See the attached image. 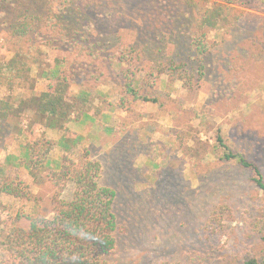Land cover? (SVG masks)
<instances>
[{"label":"trees","instance_id":"1","mask_svg":"<svg viewBox=\"0 0 264 264\" xmlns=\"http://www.w3.org/2000/svg\"><path fill=\"white\" fill-rule=\"evenodd\" d=\"M148 1L153 6L150 23L154 19L160 30L149 33L143 31V24H132L140 31L125 44L117 23L123 24L126 17V0H0V42L12 46L10 55L0 58V137L19 142L18 153L8 152L0 162V251L4 253L0 264H109L118 231L116 191L102 183L101 161L69 128L71 122H99L100 110L90 113L89 108L92 93H104L81 87L83 75L98 69L95 59L114 71L110 82L119 91L115 107L127 118L137 103L160 106L155 91L159 86L178 91L169 79L157 80L162 74L180 79L183 88H193L194 79L205 76L212 50L228 37L232 42L240 32L243 36L239 29L245 10L264 12V0H192L190 29L179 31L176 19L160 6L162 0ZM58 50L75 53L74 58L54 57L53 65L44 68L42 56ZM84 54L92 63L76 61ZM33 67L36 77L50 81L43 90L36 88ZM73 84L76 90L71 89ZM88 112L91 119L83 122ZM44 128L61 134L49 137ZM124 130L126 122L121 119L110 132ZM56 148L59 157L51 155ZM212 150L220 152L222 160L249 170L255 186L264 191V176L255 161L233 151L221 137ZM11 164L25 168L32 184L48 187V194L34 192L20 176L8 174ZM3 197L13 199L14 208ZM224 208L211 212L212 225ZM257 232L264 241V229ZM244 264H264V258Z\"/></svg>","mask_w":264,"mask_h":264},{"label":"rangeland","instance_id":"2","mask_svg":"<svg viewBox=\"0 0 264 264\" xmlns=\"http://www.w3.org/2000/svg\"><path fill=\"white\" fill-rule=\"evenodd\" d=\"M126 1V17L123 24L117 23L125 44L140 31L132 24H143V31L149 33L160 30L154 19L150 23L153 6L148 0ZM162 1L160 6L176 19L179 31H188L192 0ZM245 11L239 29L243 36L240 32L232 42L228 37L212 50L206 74L200 81L194 79L193 88H183L175 76L157 78L169 79L178 90L157 86L160 106L137 103L135 112L126 118L115 107L119 91L110 82L114 71L102 66L101 59L94 60L97 70L81 78V87H96L104 93L93 92L89 108L90 113L100 110L99 122H71L69 128L83 137L82 145H88L93 157L101 161L102 183L116 191L118 231L109 264H244L251 258H264V241L257 232L264 229V191L255 186L249 170L222 160L220 152L212 150L221 137L233 151L255 161L264 176V56H259L264 55V12ZM11 47L0 42V58L10 55ZM242 51H249L247 58ZM73 55L49 51L42 56L44 68L53 65L54 57L72 60ZM90 60L84 54L76 61L90 64ZM36 72L33 67L32 76ZM49 82L36 77V88L43 90ZM90 113L84 114L83 122L91 119ZM121 119L126 130L110 132ZM44 134L58 138L61 132L44 128ZM11 141V136L0 137L1 163L8 152L18 153L19 142ZM60 154L59 148L51 153L53 157ZM7 172L30 183L34 192L48 194V187L32 184L25 168L11 164ZM2 200L14 208L13 199ZM219 206L225 208L212 225L210 214ZM3 256L0 251V259Z\"/></svg>","mask_w":264,"mask_h":264}]
</instances>
